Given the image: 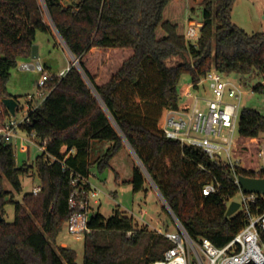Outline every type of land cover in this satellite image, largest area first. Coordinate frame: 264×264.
Masks as SVG:
<instances>
[{"label": "trees", "instance_id": "1", "mask_svg": "<svg viewBox=\"0 0 264 264\" xmlns=\"http://www.w3.org/2000/svg\"><path fill=\"white\" fill-rule=\"evenodd\" d=\"M235 2L203 1V27L193 45L177 17L188 9L187 0H0V101L12 97L7 83L19 62L30 58L38 32L61 40L77 60L64 78L45 82L46 99L22 127L44 147L35 163L37 195L6 200L11 193L3 179L21 192L20 177L34 167H18L12 142L0 138L1 212L4 217L3 207L11 202L16 218L0 222V264H76V252L57 244L76 212L69 206L72 175L87 178L95 165L104 170L127 148L138 161L129 181L134 193L145 191L148 176L163 209L171 210L192 240L209 239L222 248L234 239L247 219L243 212L226 215L239 192L228 167L168 139L162 118L178 107L184 74L197 85L215 69L264 94V84H254L264 80V33H246L232 22ZM240 120L236 153L247 170L243 174L264 178L255 173L264 115L244 108ZM94 141L111 146L92 161ZM212 182L222 188L205 196L203 188ZM90 227L84 264H153L172 246L162 235L138 230L119 210L110 217L94 211Z\"/></svg>", "mask_w": 264, "mask_h": 264}, {"label": "built area", "instance_id": "2", "mask_svg": "<svg viewBox=\"0 0 264 264\" xmlns=\"http://www.w3.org/2000/svg\"><path fill=\"white\" fill-rule=\"evenodd\" d=\"M189 20L185 38L190 42L198 41L203 24ZM71 66L52 77L64 78ZM49 78L51 76L44 72L39 82L40 89ZM193 89L201 91L202 96L192 97ZM247 93L248 90L238 79L214 69L201 77L197 85L190 84L180 92L181 101L178 107L168 110L162 118L163 132L168 139L179 142L183 148L199 149L211 160L228 167L232 184L239 189L240 209L247 220L234 239L222 248L215 246L209 239L192 240L176 220L175 231L157 230V234L170 240L172 246L165 252L162 260H156L153 264H264V243L261 241V234L264 232L261 202L264 201V195L243 192L239 177H253L243 174L247 170L242 158L236 153L240 118ZM45 97V92L37 95L39 101L35 96L28 97V109L21 122L10 113L6 115L5 106L0 101V138L5 142H13L18 137V130L30 122V111L37 109ZM255 173L264 174V143L260 146ZM90 176L85 178L72 175L74 191L70 196L69 206L76 212L68 223V228L70 234L79 241L85 240L91 234L90 216L101 204L99 192L89 181ZM221 188V184L212 182L205 185L203 194L210 196L218 193ZM40 191L41 186L35 187L32 193L37 195ZM229 205L230 202L227 204L228 208ZM131 235L132 232H129L128 237Z\"/></svg>", "mask_w": 264, "mask_h": 264}, {"label": "rangeland", "instance_id": "3", "mask_svg": "<svg viewBox=\"0 0 264 264\" xmlns=\"http://www.w3.org/2000/svg\"><path fill=\"white\" fill-rule=\"evenodd\" d=\"M203 1L204 0H187L188 9L184 8L177 17L182 24L183 33H186L189 20V8L191 9L192 20L196 23H201L203 19ZM232 22L244 30L246 33H264V0H236L232 12ZM193 45L197 44V40H192ZM39 50V63L41 69L23 70L21 65L13 70L11 77L7 83L8 93L17 96L19 99V107L14 118L21 122L24 117V112L28 109V97L35 96L43 89L39 88V82L44 72L49 76H57L61 71L68 69L71 65H77L76 59L72 60L64 43H60L51 35L41 32L37 33L36 44ZM65 47V48H64ZM231 78L239 79V77L231 76ZM263 83L257 81L254 84ZM192 84L191 76L184 74L181 77L179 90ZM248 93L244 97L243 109L249 108L256 110L264 115V94L253 92L252 88L247 89ZM192 97H201L202 92L191 90ZM39 101V100H38ZM203 106V104H202ZM29 133L23 129L18 130V137L13 140L12 145L15 151L17 166L34 167L33 173L20 177L22 186L21 192H17L6 178L3 179V188L10 192L11 195L6 198H12L14 202H21L26 194L32 193L34 187H39L41 184L35 169L37 158L42 155V147L35 143H30L32 139ZM108 142L94 141L92 143L91 160L103 156L110 148ZM138 164L133 152L127 148L119 152L110 162V166L104 170H100L97 165L92 167L90 180L92 185L99 192L100 212L105 217H110L114 211L119 210L127 216L134 219L135 227L146 229L149 232L157 233L158 229L163 231H175L176 225L174 215L171 210L163 209L161 198L157 187L152 180L147 177L145 191L134 193L129 181L132 179L134 166ZM118 174L120 185L116 183V175ZM241 201V195L237 193L231 200L232 202ZM240 209L236 215L242 213ZM4 220L7 223H13L15 218V205L11 202H6L3 207ZM234 215V216H236ZM57 244L62 247H68L74 250L77 254L76 264H84V244L85 240H77L72 234L68 226H65L63 231L57 238Z\"/></svg>", "mask_w": 264, "mask_h": 264}, {"label": "water", "instance_id": "4", "mask_svg": "<svg viewBox=\"0 0 264 264\" xmlns=\"http://www.w3.org/2000/svg\"><path fill=\"white\" fill-rule=\"evenodd\" d=\"M30 58L33 61H35V63L23 64L21 66V69L23 70L39 69L40 70L41 63H39V50H38L37 45H34L32 47ZM2 103L12 116L16 115V110L19 106V103L14 97H10V98L4 97V99L2 100ZM239 182H240V186L242 190H244L243 191L244 193H255L259 195H264V178H249L245 176H240ZM240 208L241 207L238 202L230 203L227 214H226L227 217H232L233 215H235L239 211ZM2 221H4V217L2 215L1 206H0V222Z\"/></svg>", "mask_w": 264, "mask_h": 264}, {"label": "crops", "instance_id": "5", "mask_svg": "<svg viewBox=\"0 0 264 264\" xmlns=\"http://www.w3.org/2000/svg\"><path fill=\"white\" fill-rule=\"evenodd\" d=\"M189 13H190V15H189V19H191L192 17H191V9L189 8ZM58 43H60V45H61V40H59V41H57ZM66 47V46H65ZM64 47V48H65ZM66 50L68 51V49L66 48ZM68 53H69V55L71 56V58H72V60H74L75 58L71 55V53L68 51ZM27 63H35V61H33L31 58H29V59H27V60H21L20 62H19V65H23V64H27ZM188 86H186L185 88H183L182 90H181V92L183 91V90H185L186 88H187ZM10 94V93H9ZM12 97H17V96H14V95H12V94H10ZM18 103H19V101H18ZM19 107V106H18ZM32 137V139L30 140V141H34L35 142V144H38V145H40V143H39V141H38V139L36 138V136H31ZM41 146V145H40ZM31 173H33V172H31ZM121 181L119 180V176H118V174L116 175V183H117V185H120L121 183H120ZM35 188V187H34ZM99 211H100V206H99V209H98ZM101 213V212H100Z\"/></svg>", "mask_w": 264, "mask_h": 264}]
</instances>
